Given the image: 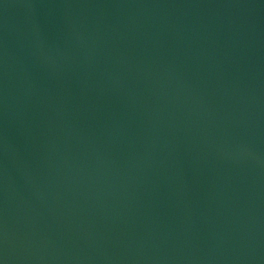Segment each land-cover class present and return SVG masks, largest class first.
Listing matches in <instances>:
<instances>
[{
  "label": "water",
  "instance_id": "95a60500",
  "mask_svg": "<svg viewBox=\"0 0 264 264\" xmlns=\"http://www.w3.org/2000/svg\"><path fill=\"white\" fill-rule=\"evenodd\" d=\"M0 264H264V0H0Z\"/></svg>",
  "mask_w": 264,
  "mask_h": 264
}]
</instances>
